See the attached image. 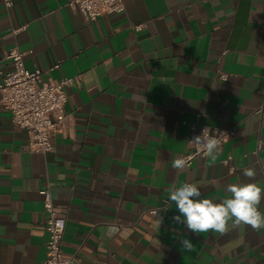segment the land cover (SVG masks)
Here are the masks:
<instances>
[{
	"label": "crops",
	"instance_id": "crops-1",
	"mask_svg": "<svg viewBox=\"0 0 264 264\" xmlns=\"http://www.w3.org/2000/svg\"><path fill=\"white\" fill-rule=\"evenodd\" d=\"M70 1L0 0V71L17 44L43 79L82 74L49 152L27 148L0 101V264L46 258L42 189L67 207L75 264H264V229L190 233L168 192L191 182L220 201L229 184L264 188V0H126L92 21ZM204 125L235 134L215 161L173 169Z\"/></svg>",
	"mask_w": 264,
	"mask_h": 264
},
{
	"label": "built area",
	"instance_id": "built-area-1",
	"mask_svg": "<svg viewBox=\"0 0 264 264\" xmlns=\"http://www.w3.org/2000/svg\"><path fill=\"white\" fill-rule=\"evenodd\" d=\"M10 8L14 0H3ZM126 0H71L69 6L78 8L88 21H92L105 13L125 10ZM144 24L136 25L141 28ZM25 25L17 27V33ZM25 52L19 45H14L6 51L4 58L11 61V68L0 71V101L10 114L15 125L25 128L29 133L27 148L30 151L49 152L54 146L53 136L60 132L67 120L65 110L68 94L66 88L82 84V74L63 77L61 79H43V69H29L24 63ZM59 63L53 65L58 67ZM220 78L227 79L228 73L220 71ZM208 128L209 135H217L221 144L228 141L234 134V128L210 127L204 125L200 129L192 128L189 143L192 148L182 157L190 158L189 166L199 156H204L202 147L193 143L194 136L200 135ZM44 195V207L48 213L46 228V258L39 264H75V256L64 253L62 241L67 225L66 209L62 204L54 202L48 189L40 191Z\"/></svg>",
	"mask_w": 264,
	"mask_h": 264
},
{
	"label": "clouds",
	"instance_id": "clouds-1",
	"mask_svg": "<svg viewBox=\"0 0 264 264\" xmlns=\"http://www.w3.org/2000/svg\"><path fill=\"white\" fill-rule=\"evenodd\" d=\"M218 137V130L217 135L211 136L208 128H204L191 141L202 147L205 157L215 161L222 150ZM189 159L177 157L172 161V168L184 170L189 166ZM243 175L254 181L257 171L245 168ZM168 192L178 213L172 216V221L184 225L190 233L214 232L223 235L244 227L255 231L264 229V212L259 210L264 201V188L255 182L229 184L226 188L227 197L220 201L204 198L199 186L191 182H184L179 186L174 183ZM179 242L185 249L192 248L191 239H181Z\"/></svg>",
	"mask_w": 264,
	"mask_h": 264
}]
</instances>
